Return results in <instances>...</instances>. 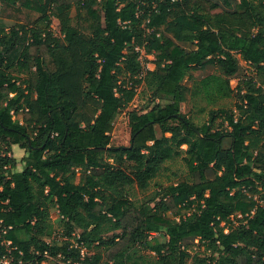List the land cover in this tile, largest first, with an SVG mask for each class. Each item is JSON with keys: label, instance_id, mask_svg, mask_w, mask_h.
Segmentation results:
<instances>
[{"label": "trees", "instance_id": "obj_1", "mask_svg": "<svg viewBox=\"0 0 264 264\" xmlns=\"http://www.w3.org/2000/svg\"><path fill=\"white\" fill-rule=\"evenodd\" d=\"M3 1L39 14L41 31L0 28V258L186 264L199 245L191 264H264V0ZM208 65L218 72L185 83ZM139 88L148 103L128 113L129 145L113 146ZM203 92L236 93L235 109L197 125L182 104ZM179 157L191 178L131 198ZM53 209L62 233L47 241Z\"/></svg>", "mask_w": 264, "mask_h": 264}, {"label": "rangeland", "instance_id": "obj_2", "mask_svg": "<svg viewBox=\"0 0 264 264\" xmlns=\"http://www.w3.org/2000/svg\"><path fill=\"white\" fill-rule=\"evenodd\" d=\"M72 15L74 16L75 13L73 12ZM40 17L39 14L25 11L21 8L16 7H9L3 0H0V28H5L6 30H10L15 25H25L27 27H33L36 31H41V27L38 28L35 26V21ZM55 35H60V28H59V22L57 19L53 18L51 22L50 27ZM240 60L241 65L243 66L245 73L247 77H254L255 71L254 68L250 65H248L246 62L242 61L239 56H237ZM154 57L150 55H145V53H142V61L144 64V67L147 69L153 70L155 68V65L153 63ZM48 70L52 69L51 64L47 67ZM217 68L213 65H208L206 68L198 70L194 72L192 78H187L185 83L188 86L196 87L199 86V81L201 79H204L205 77L209 75H213L217 73ZM243 77V76H242ZM240 77V79L242 78ZM239 79H234L231 81V85L233 88H235L238 85ZM140 94L135 98V100L129 105V107L122 112V114L116 119L114 123V129L111 133L112 137V145L113 146H128L131 139V133H130V127H129V117L128 113L132 110H141L143 107L148 103L149 96L145 92H143V89L139 88ZM204 93V92H203ZM201 94L199 96H196L194 99H190L189 102L182 104V111L188 115H190L194 122L197 125H202L206 121H208L209 118V111L210 110H217L220 108H225L228 110L235 109V103L237 97L235 96L236 93H234V96L228 99L215 101L214 103L209 102L207 99V96L204 94ZM204 110H201V109ZM16 117V116H15ZM18 118V117H16ZM158 136H161L160 131H158ZM15 151L12 148L11 154L14 156L17 160L20 159V155L18 154L19 149H21L18 145H15ZM186 149V147H183ZM25 153V151H24ZM22 167L21 164L18 165V169ZM191 178L189 171L187 169V166L185 165V162L181 157L168 162L165 165V168L161 171L159 176L154 179L151 182V185L149 188L145 191H140L138 189H134L132 191V199L134 201L143 203L145 201H148L150 197L154 196L156 193H161L162 188L167 187L175 182H178L183 179ZM58 212L57 210L53 209L51 211V222L54 228L53 235L51 237L46 238L47 241H51L53 237H60L62 233V228L58 222ZM234 224L237 225L238 222L235 219ZM157 234H153L152 237H155ZM162 240H166L163 235H157ZM203 251L204 247L195 245L193 249L191 250V257L186 259V264H191L193 260V256L198 251ZM84 255L88 253L85 249ZM138 254L140 256L145 257L146 260L149 261H155L157 259V256L155 254L150 253L148 251H145L143 249H138ZM90 255L95 253H103L102 248H94L92 251H89ZM208 253V252H206ZM138 256H134L132 260H129L126 264H133L134 260ZM43 264H64L61 260H58V258L48 257ZM102 264H112L108 263L106 259L103 260Z\"/></svg>", "mask_w": 264, "mask_h": 264}, {"label": "built area", "instance_id": "obj_3", "mask_svg": "<svg viewBox=\"0 0 264 264\" xmlns=\"http://www.w3.org/2000/svg\"><path fill=\"white\" fill-rule=\"evenodd\" d=\"M82 256H85L84 255V251L82 250ZM82 260H83V257H82ZM82 261H78V262H71V261H68V262H64V264H81ZM0 264H11V259L9 257V255H4L3 257L0 258Z\"/></svg>", "mask_w": 264, "mask_h": 264}, {"label": "crops", "instance_id": "obj_4", "mask_svg": "<svg viewBox=\"0 0 264 264\" xmlns=\"http://www.w3.org/2000/svg\"><path fill=\"white\" fill-rule=\"evenodd\" d=\"M15 147H16V146H13V150H14V151H15ZM18 154H21V155H20V159L18 160V161H20V160L22 159V157L25 155V153H24V151H22V150L19 149ZM20 169H22V167H21Z\"/></svg>", "mask_w": 264, "mask_h": 264}]
</instances>
